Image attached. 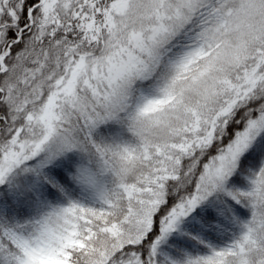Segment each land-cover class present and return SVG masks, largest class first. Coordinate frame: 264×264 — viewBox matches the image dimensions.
I'll use <instances>...</instances> for the list:
<instances>
[{
	"label": "snow or ice",
	"instance_id": "1",
	"mask_svg": "<svg viewBox=\"0 0 264 264\" xmlns=\"http://www.w3.org/2000/svg\"><path fill=\"white\" fill-rule=\"evenodd\" d=\"M0 264H264V0H0Z\"/></svg>",
	"mask_w": 264,
	"mask_h": 264
}]
</instances>
